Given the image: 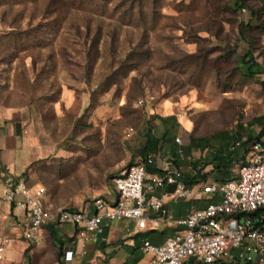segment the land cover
<instances>
[{
	"label": "rangeland",
	"instance_id": "374dc122",
	"mask_svg": "<svg viewBox=\"0 0 264 264\" xmlns=\"http://www.w3.org/2000/svg\"><path fill=\"white\" fill-rule=\"evenodd\" d=\"M235 1L0 0V105L38 152L20 176L52 206L83 209L115 199L112 179L140 161L146 129L163 131L155 116H175L181 144L238 126L264 141L261 2ZM248 49L254 77L238 68ZM46 254L57 261L45 240L25 259Z\"/></svg>",
	"mask_w": 264,
	"mask_h": 264
},
{
	"label": "built area",
	"instance_id": "2783aa9c",
	"mask_svg": "<svg viewBox=\"0 0 264 264\" xmlns=\"http://www.w3.org/2000/svg\"><path fill=\"white\" fill-rule=\"evenodd\" d=\"M262 13L264 16V10ZM146 167L156 173L147 172ZM188 171H192L191 166ZM183 174L171 158L147 156L143 164L128 165L113 177L114 200L99 198L83 209L52 206L43 187L29 184L22 176H7L2 201L23 212L9 221L8 229L19 239L36 244L44 228L69 225L76 229L83 250L104 221L133 225L137 232L126 229L131 242L149 224L155 229L165 222L173 225L174 232L161 245L143 241L139 264H186L189 260L196 264H264V141L251 144L233 178L222 184H204L194 194L185 187ZM156 190L165 192L160 197L152 195ZM147 194L151 196L147 198ZM167 198H206L209 203L173 220L165 208ZM12 242L14 238L0 237V264ZM73 257L74 253L67 251L64 260L71 263Z\"/></svg>",
	"mask_w": 264,
	"mask_h": 264
},
{
	"label": "crops",
	"instance_id": "0c3cea01",
	"mask_svg": "<svg viewBox=\"0 0 264 264\" xmlns=\"http://www.w3.org/2000/svg\"><path fill=\"white\" fill-rule=\"evenodd\" d=\"M178 130L175 127V133L164 142H161L158 152L148 156L159 155L161 159L171 158L184 173L192 176L194 175L193 170L188 171V167L191 166L190 163L203 159L204 157L197 158L195 156L194 151L201 153L198 149L187 150L190 137L188 142L183 144L177 143V138L173 140V136L178 134ZM162 133L157 137L161 136ZM32 143L31 138L28 136V128L21 121L18 112L0 105V234L3 233L10 238H14V242L8 245L6 249L2 264H29L25 259V251L30 249L31 246L35 245L37 247L45 240L46 248L49 247V244H53L58 249L57 261L53 264H139L143 258L137 263H135V260L139 256L143 257L142 251L139 248L137 251L131 252L134 242L128 239L131 236L126 235L127 228L132 233L137 231L133 228V225L126 221L116 223L104 221L100 232L86 243L83 250L81 247L82 241L76 236V229L69 225L44 228L40 232V239L36 244H30L19 239L16 232L11 229L7 228V232L4 230L5 225L12 218L21 217L23 212L18 208L9 207L2 201L4 192L3 179L7 176L17 177L22 175L37 160L38 152L32 147ZM146 168L152 170L149 171L150 173H156L154 169L150 167ZM211 168L210 165L205 167L203 173L209 172ZM207 183L211 182L206 181L193 185H187L184 182L185 187L192 190L194 194L200 192L201 186ZM167 190L170 189L167 188ZM164 192V190H156L152 195L160 197ZM149 196L151 194H147V198ZM108 201L112 200L108 199ZM164 201L166 202L165 208L173 220L183 218L188 212L203 208L209 203V200L206 198H202L201 200H173L167 198ZM148 227L144 231L167 229L169 232L168 237L174 232V227L171 223L161 222L155 229L151 228L150 224ZM67 251L74 253L71 263L65 262L64 260L65 252ZM80 253H82V256L79 255ZM47 255L46 264L49 262Z\"/></svg>",
	"mask_w": 264,
	"mask_h": 264
},
{
	"label": "trees",
	"instance_id": "16d2710c",
	"mask_svg": "<svg viewBox=\"0 0 264 264\" xmlns=\"http://www.w3.org/2000/svg\"><path fill=\"white\" fill-rule=\"evenodd\" d=\"M244 1L245 0L235 1V11L244 8ZM259 1L261 2V10L259 15L264 19L262 13L264 10V0ZM256 16L257 15L255 12H251V18H256ZM241 25L247 28L251 27L249 22H247L245 25ZM238 68L244 75H247L248 77H254L257 74H260V66L254 60L249 49L243 56H238ZM154 118L158 119L163 124V133L161 136L157 137L151 132L150 129H146L143 135V143L139 148L138 157L140 161L138 163H133V165L143 164L148 155L156 154L158 152L161 142H164L168 137L175 133V127L178 125L175 116H168L166 118L155 116ZM260 139L261 136L256 138H245L242 126H238V128L232 130L220 131L206 137L195 138L191 136L187 150L190 151L192 149H198L201 152L206 151L208 152V156L190 163L194 175L191 176L188 173H184V182L187 185H193L206 181L222 184L230 180L231 178H227L229 174L231 176L235 175V170H237L245 161L251 144L256 141H260ZM209 165L212 167L211 170H209L207 173H203L205 167ZM148 171L152 170L148 169ZM168 235L169 232L167 229L147 230L137 233L133 237L134 245L131 252H135L141 248V243L143 241H148L153 245H161L167 239ZM141 258L142 256H139L135 260V263L140 261ZM189 263L195 262L193 260L186 262V264Z\"/></svg>",
	"mask_w": 264,
	"mask_h": 264
}]
</instances>
